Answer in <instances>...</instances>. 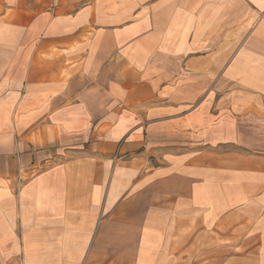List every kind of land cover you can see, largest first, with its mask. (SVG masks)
Here are the masks:
<instances>
[{
    "label": "crops",
    "instance_id": "1",
    "mask_svg": "<svg viewBox=\"0 0 264 264\" xmlns=\"http://www.w3.org/2000/svg\"><path fill=\"white\" fill-rule=\"evenodd\" d=\"M126 263L264 264V0H0V264Z\"/></svg>",
    "mask_w": 264,
    "mask_h": 264
},
{
    "label": "rangeland",
    "instance_id": "2",
    "mask_svg": "<svg viewBox=\"0 0 264 264\" xmlns=\"http://www.w3.org/2000/svg\"><path fill=\"white\" fill-rule=\"evenodd\" d=\"M120 236H121V239L122 238H124V239H126L127 238V234L125 233V232H120ZM126 264H128V263H126Z\"/></svg>",
    "mask_w": 264,
    "mask_h": 264
}]
</instances>
